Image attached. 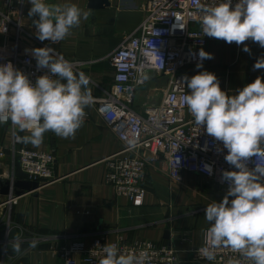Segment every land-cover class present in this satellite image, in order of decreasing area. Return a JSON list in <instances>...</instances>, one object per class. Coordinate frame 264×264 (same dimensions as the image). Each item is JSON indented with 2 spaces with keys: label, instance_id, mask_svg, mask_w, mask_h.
I'll use <instances>...</instances> for the list:
<instances>
[{
  "label": "crops",
  "instance_id": "obj_1",
  "mask_svg": "<svg viewBox=\"0 0 264 264\" xmlns=\"http://www.w3.org/2000/svg\"><path fill=\"white\" fill-rule=\"evenodd\" d=\"M147 1L109 0V4L91 8L89 0H70L87 11L88 18L71 29L63 41L51 46L65 59L76 62L77 71L90 77L89 88L94 98L105 97L111 89L114 70L109 56L144 20ZM48 2L64 4L69 0ZM30 7L25 0L24 25L35 33L32 21L38 17L29 18ZM3 40L0 35V43ZM26 43L24 46H31L30 49L42 47L31 38H27ZM245 44L250 52H244V45L238 46L235 42L209 39L204 50L214 58L205 60L200 69L196 65L189 66L187 76L204 70L213 72L222 90L229 95L236 94L238 89L264 76V69L253 67L257 59L264 56V48L251 40ZM149 77L135 99L134 107L141 113L146 105L162 100L168 81L155 73H150ZM85 111L88 115L74 137L65 139L48 131L39 146L22 141L29 148L54 151L58 178L25 191L12 207L0 206V230L16 228L21 241L27 243L33 238L40 241L37 247H27L13 256L0 254V264H60L54 249L57 245L82 240L90 246L99 235L105 236L108 242L119 238L129 243L150 240L176 249L175 264L196 261L191 250L204 245V232L210 226L204 218L205 210L207 204L223 200L227 190L222 183L189 171H183L179 180L173 179L165 158L160 157L148 162L143 203L135 205L105 184L104 160L121 148L117 134L106 125L95 105L90 104ZM16 132L20 138L28 135L18 128ZM12 136L11 127L0 128V151H4L0 154L1 189L11 180H28L14 154ZM8 245L11 247V243ZM81 258L78 256V263L86 264Z\"/></svg>",
  "mask_w": 264,
  "mask_h": 264
},
{
  "label": "clouds",
  "instance_id": "obj_2",
  "mask_svg": "<svg viewBox=\"0 0 264 264\" xmlns=\"http://www.w3.org/2000/svg\"><path fill=\"white\" fill-rule=\"evenodd\" d=\"M27 3L31 5L29 18L38 17L32 24L40 41H63L71 29L88 18V12L70 0L64 4L48 0ZM201 13L199 22L205 36L244 45V52L251 51L245 44L248 40L264 48V0H215L201 7ZM26 52L36 60L38 69L48 72L33 82L12 62L0 64V124L11 121L19 131L28 133L22 141L33 146L42 144L48 131L65 139L74 137L84 123L85 108L93 103L90 77L50 46ZM198 57V69L203 68L204 60L214 58L203 48ZM253 67L264 69V56ZM183 79L188 91L180 102L196 125L222 142L221 151L227 150L224 159L235 169L222 172V179L228 183L223 200L207 204L204 218L210 226L204 232V245L197 249L198 256L213 261L215 250L224 246L251 264H264V76L233 95L222 90L217 75L207 70ZM253 157L255 160H251ZM250 161L254 167H249ZM176 163L180 164L179 157ZM204 169L212 174L211 165L205 164ZM39 242L33 238L27 245L35 248ZM23 244L17 235L11 241L15 253L22 251ZM102 252L98 264L149 261L146 251L123 253L116 243H106ZM227 264L241 261L230 258Z\"/></svg>",
  "mask_w": 264,
  "mask_h": 264
},
{
  "label": "built area",
  "instance_id": "obj_3",
  "mask_svg": "<svg viewBox=\"0 0 264 264\" xmlns=\"http://www.w3.org/2000/svg\"><path fill=\"white\" fill-rule=\"evenodd\" d=\"M213 3L215 0H148L144 20L122 39L109 56L114 70L111 89L103 98L92 96V105L121 142L119 151L104 160L105 184L135 205L143 203L148 162L160 157L165 158L168 173L173 179L179 180L183 171H189L217 180L228 190L222 172L235 169L224 159L227 150L221 151L222 142L216 141L206 133V129L194 123V118L179 99L188 91L183 79L187 76V68L197 65L199 50L205 48L209 39H216L205 36L199 22L201 7ZM0 35L4 39L0 43V64L12 62L33 82L48 72L46 68H37L36 60L26 52L32 47L24 45H27V38L42 47H52V42L40 41L35 33L27 30L24 2L21 0H0ZM150 73L167 77L168 81L162 100L146 105L141 113L134 107L135 99L139 88L149 82ZM85 112L87 116L88 112ZM1 126L13 129L14 154L29 181L44 184L58 178L54 151L33 149L22 144L16 132L17 126L11 121ZM3 153L1 150L0 154ZM176 157L180 158L179 165ZM205 164L212 166L211 175L205 171ZM249 167H254L251 161ZM17 198L12 193L5 197L0 187V206L12 207ZM106 243H116L123 253L146 251L148 264H175L178 259V251L168 245L150 240L129 243L123 238L108 242L103 235L97 236L90 246L82 240H74L65 241L54 249L60 264H79L78 256L86 264H98ZM198 248L192 249L191 253L196 261L202 263L227 264L231 258L239 259L241 264H251L228 247L217 248L213 261L198 256Z\"/></svg>",
  "mask_w": 264,
  "mask_h": 264
},
{
  "label": "water",
  "instance_id": "obj_4",
  "mask_svg": "<svg viewBox=\"0 0 264 264\" xmlns=\"http://www.w3.org/2000/svg\"><path fill=\"white\" fill-rule=\"evenodd\" d=\"M105 4H109V0H89V7L91 8H100ZM167 79V77H165ZM39 186V183L36 181L29 180H11L7 185H3L1 193L8 196L13 194L14 196H20L25 191H31ZM8 222V221H7ZM17 235V229L12 228L10 231L7 229L0 230V254L5 255L6 253L10 256L15 254V250L12 247H9L8 244L11 243L12 239ZM167 238H169V232H166ZM27 243L24 242L22 245V250L27 248ZM3 263V262H2ZM184 264H203L200 261H187Z\"/></svg>",
  "mask_w": 264,
  "mask_h": 264
},
{
  "label": "trees",
  "instance_id": "obj_5",
  "mask_svg": "<svg viewBox=\"0 0 264 264\" xmlns=\"http://www.w3.org/2000/svg\"><path fill=\"white\" fill-rule=\"evenodd\" d=\"M1 127H2V126H1ZM1 127H0V128H1Z\"/></svg>",
  "mask_w": 264,
  "mask_h": 264
}]
</instances>
